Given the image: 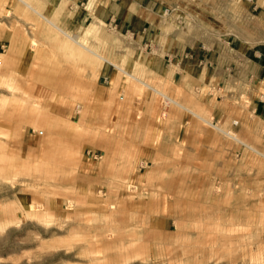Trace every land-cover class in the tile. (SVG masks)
Segmentation results:
<instances>
[{"label":"rangeland","instance_id":"obj_1","mask_svg":"<svg viewBox=\"0 0 264 264\" xmlns=\"http://www.w3.org/2000/svg\"><path fill=\"white\" fill-rule=\"evenodd\" d=\"M69 4L0 0V264H264V138L172 98Z\"/></svg>","mask_w":264,"mask_h":264},{"label":"crops","instance_id":"obj_2","mask_svg":"<svg viewBox=\"0 0 264 264\" xmlns=\"http://www.w3.org/2000/svg\"><path fill=\"white\" fill-rule=\"evenodd\" d=\"M68 2L76 8L71 22L102 23L124 32L147 77L258 150L256 138H264V0H188L185 26L170 9L172 0ZM234 3L239 10L232 16ZM231 20L237 24L229 33ZM11 56L8 52L5 60ZM118 70L104 62L96 79L112 85Z\"/></svg>","mask_w":264,"mask_h":264},{"label":"bare ground","instance_id":"obj_3","mask_svg":"<svg viewBox=\"0 0 264 264\" xmlns=\"http://www.w3.org/2000/svg\"><path fill=\"white\" fill-rule=\"evenodd\" d=\"M84 42V41H83ZM14 45V44H13ZM14 48V47H13ZM11 50V49H10ZM10 52V51H9ZM11 53V52H10ZM6 59V58H5ZM213 184V183H212Z\"/></svg>","mask_w":264,"mask_h":264}]
</instances>
